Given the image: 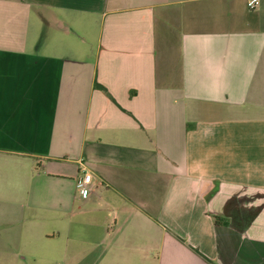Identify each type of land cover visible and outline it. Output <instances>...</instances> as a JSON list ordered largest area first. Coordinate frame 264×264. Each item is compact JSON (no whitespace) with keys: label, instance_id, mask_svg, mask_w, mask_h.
Returning <instances> with one entry per match:
<instances>
[{"label":"crops","instance_id":"crops-1","mask_svg":"<svg viewBox=\"0 0 264 264\" xmlns=\"http://www.w3.org/2000/svg\"><path fill=\"white\" fill-rule=\"evenodd\" d=\"M246 1L0 0V264H264Z\"/></svg>","mask_w":264,"mask_h":264},{"label":"built area","instance_id":"built-area-1","mask_svg":"<svg viewBox=\"0 0 264 264\" xmlns=\"http://www.w3.org/2000/svg\"><path fill=\"white\" fill-rule=\"evenodd\" d=\"M260 0H247L246 7L249 10H253L258 7ZM91 180V175L86 172L83 174L82 178L78 179L76 182V193L80 197H86L89 192V184Z\"/></svg>","mask_w":264,"mask_h":264},{"label":"trees","instance_id":"trees-1","mask_svg":"<svg viewBox=\"0 0 264 264\" xmlns=\"http://www.w3.org/2000/svg\"><path fill=\"white\" fill-rule=\"evenodd\" d=\"M96 87L100 88L101 90L105 91V89L99 85H95ZM213 220H214V223L216 225H226L227 224V220L225 219H221V218H218V217H213Z\"/></svg>","mask_w":264,"mask_h":264}]
</instances>
